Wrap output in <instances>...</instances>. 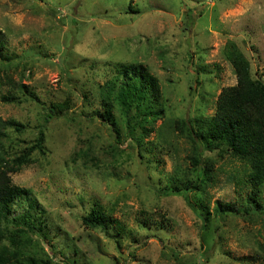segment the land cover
Masks as SVG:
<instances>
[{
	"label": "rangeland",
	"instance_id": "rangeland-1",
	"mask_svg": "<svg viewBox=\"0 0 264 264\" xmlns=\"http://www.w3.org/2000/svg\"><path fill=\"white\" fill-rule=\"evenodd\" d=\"M0 28L9 57L0 58V117L26 125L8 143L46 133L47 154L12 179L44 208L59 246L43 244L51 264H264V185L251 208L253 188L238 193L232 176L244 166L226 149H200L198 170L181 124L212 115L222 89L237 83L228 41L264 80V0H0ZM130 63L158 78L164 109L133 125L134 135L119 120L118 136L97 112L106 84ZM12 93L23 102L2 101ZM52 104L62 114L47 123ZM95 204L109 228L84 224Z\"/></svg>",
	"mask_w": 264,
	"mask_h": 264
},
{
	"label": "trees",
	"instance_id": "trees-1",
	"mask_svg": "<svg viewBox=\"0 0 264 264\" xmlns=\"http://www.w3.org/2000/svg\"><path fill=\"white\" fill-rule=\"evenodd\" d=\"M7 45L6 32L0 28L2 60L9 59ZM223 51L234 69L237 83L222 89L212 115L197 118L196 125L190 129H187V121L182 120L181 124L185 127V135L194 144L192 162L198 170L204 162L202 148L210 152L226 149L234 160L243 164L242 173L232 176L238 193L246 187L253 188L249 196L252 208L264 185V80L253 76L250 60L235 41H228ZM19 87L22 94L38 100L26 84L20 83ZM100 95L103 111H98V116L109 123L118 136L121 135L119 120L125 124L126 134L134 135L133 125L143 126L148 117L163 113L159 80L142 63L120 64L117 77L106 84ZM2 101L18 104L23 99L12 93L3 95ZM57 110L58 105L52 104L48 108L47 123L62 114ZM176 127L180 128V123L177 122ZM25 128L26 125L16 119L0 117V264H51L50 252L43 244L53 247L57 243L52 242L46 233L47 221L42 217L44 208L31 197L29 189L15 184L12 179V174L34 163L33 155L47 154L44 130L30 145L19 148L8 143L12 139L11 132L22 133ZM204 169L208 177L214 170L210 162ZM206 180H199V183L202 185ZM199 183L192 181L190 188H199ZM24 200L28 204L23 203ZM218 204L222 212L234 210L230 203ZM15 209L23 211L14 215ZM111 221L98 204L83 216L84 224L93 228L107 229ZM33 234L39 238H34Z\"/></svg>",
	"mask_w": 264,
	"mask_h": 264
}]
</instances>
